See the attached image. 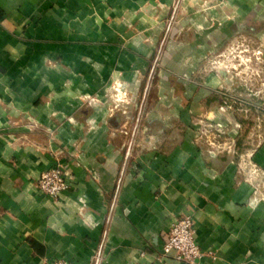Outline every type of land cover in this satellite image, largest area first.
I'll return each mask as SVG.
<instances>
[{
    "label": "crops",
    "instance_id": "0c3cea01",
    "mask_svg": "<svg viewBox=\"0 0 264 264\" xmlns=\"http://www.w3.org/2000/svg\"><path fill=\"white\" fill-rule=\"evenodd\" d=\"M178 2L0 0V264H186L159 256L190 215L198 264H264V145L212 158L198 132L239 90L209 54L264 41V0H182L165 41Z\"/></svg>",
    "mask_w": 264,
    "mask_h": 264
},
{
    "label": "rangeland",
    "instance_id": "374dc122",
    "mask_svg": "<svg viewBox=\"0 0 264 264\" xmlns=\"http://www.w3.org/2000/svg\"><path fill=\"white\" fill-rule=\"evenodd\" d=\"M182 0H179L178 4L174 6V12L171 13L163 21L166 25L165 41L167 37L172 35L174 29L182 25V19L177 15V11L181 8ZM202 5L201 7H203ZM241 35V34H240ZM236 36L234 42L229 44L213 57L209 54L208 68L209 70H222L227 74V78L230 80V84H233L232 88L239 86V90L229 92L224 97V101L231 106L226 109L225 113L215 114L211 118L217 120V117L227 120L225 124V131L227 133L237 132L238 135L235 138L236 146L232 147L230 154L241 153L239 148L241 144H245L243 140L249 137V150L253 151L260 145H264V41H257L254 34H243L244 37ZM264 40V39H263ZM160 51L157 54L156 66L159 64ZM140 87L139 96L143 97V84ZM129 89H123V95H126V107L131 105L132 101L127 93ZM143 98H140L139 104H141ZM149 99V98H148ZM148 100L145 102L147 104ZM129 105V106H130ZM115 106V105H114ZM145 106H139L140 110ZM148 107V106H147ZM125 109V108H124ZM145 109V108H144ZM143 114V113H142ZM229 121L231 123H229ZM144 122V121H143ZM218 122V121H217ZM210 140L214 141V135H216L215 129L208 127ZM149 130L145 132L141 137L148 136ZM132 133L129 132L127 136V142H129ZM231 136H222L217 141L229 150L233 146L231 142ZM205 141V139L201 140ZM218 143V144H219ZM248 144V145H249ZM243 153V152H242ZM245 153V151H244ZM224 154H228L227 151ZM255 173V172H254ZM264 182V180H262ZM264 185V183L262 184Z\"/></svg>",
    "mask_w": 264,
    "mask_h": 264
},
{
    "label": "built area",
    "instance_id": "2783aa9c",
    "mask_svg": "<svg viewBox=\"0 0 264 264\" xmlns=\"http://www.w3.org/2000/svg\"><path fill=\"white\" fill-rule=\"evenodd\" d=\"M123 88L119 87L117 89V95L115 96V109L121 110L126 108V95H123ZM231 108L228 103H225L218 109V114L222 112L225 113L226 109ZM125 112V111H124ZM201 127L198 129L199 137L201 140L205 139L207 148V153L212 158H218L220 155L231 153L232 147L236 146L235 135L231 136V133H227L225 130V124L217 122L214 119H206V121L200 122ZM214 128L216 135H214V141L210 140L209 129ZM137 131V130H136ZM231 136V142L233 146L226 150L217 140L222 136ZM219 143V144H218ZM131 152V148L128 150V154ZM70 178V173L62 166L60 163H56L51 166L47 171L42 173L40 179L38 180L37 187L46 196L57 200L60 195L67 192L69 187L68 179ZM163 252L159 256L161 259H173L178 262H184L186 264H198V262L204 257V253L201 250L200 244L196 240V224L193 217L181 216L176 218L167 233V238L163 243ZM53 264H69L63 260H58ZM71 264V263H70Z\"/></svg>",
    "mask_w": 264,
    "mask_h": 264
}]
</instances>
